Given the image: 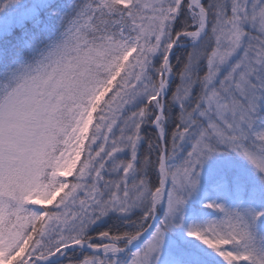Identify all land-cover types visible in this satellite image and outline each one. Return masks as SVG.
Wrapping results in <instances>:
<instances>
[{
	"label": "snow or ice",
	"instance_id": "1",
	"mask_svg": "<svg viewBox=\"0 0 264 264\" xmlns=\"http://www.w3.org/2000/svg\"><path fill=\"white\" fill-rule=\"evenodd\" d=\"M42 6L0 51V264H264V208L218 202H264V0ZM229 154L259 187L211 173L216 215L188 222Z\"/></svg>",
	"mask_w": 264,
	"mask_h": 264
},
{
	"label": "rangeland",
	"instance_id": "2",
	"mask_svg": "<svg viewBox=\"0 0 264 264\" xmlns=\"http://www.w3.org/2000/svg\"><path fill=\"white\" fill-rule=\"evenodd\" d=\"M43 0H20L18 6H13L5 12L0 13V36L12 30L15 26L23 24L26 20L23 19L25 12L29 8H37L40 11L43 9ZM229 165L233 170L241 171L245 176H249L254 185L259 187V180L253 173L249 165L235 154L219 155L209 160L204 166L203 180L199 193L194 200L188 205L186 219L188 222H202L205 219L214 218L216 213L213 209H204L203 204L209 199H217L220 196L218 192H211L208 189V177L211 173L226 169ZM242 197L229 195L226 200H219L237 211H245L248 209L260 210L264 206L258 207L253 205V202L244 203ZM197 212V214L195 213ZM179 233H177L178 235ZM256 246L259 248L264 246V224L256 230Z\"/></svg>",
	"mask_w": 264,
	"mask_h": 264
},
{
	"label": "trees",
	"instance_id": "3",
	"mask_svg": "<svg viewBox=\"0 0 264 264\" xmlns=\"http://www.w3.org/2000/svg\"><path fill=\"white\" fill-rule=\"evenodd\" d=\"M77 0H52V3L56 5L55 11H58L60 14H71ZM41 15L46 16L48 15L47 11L43 8L41 11ZM58 16H54L50 19V24L53 25L54 28H56V25L58 24ZM32 30V24L30 21H25L23 24L15 26L12 30L9 32L3 34L0 36V51L4 52H10L13 55L16 54V49L19 47V43L23 36ZM58 28L55 31V34L58 35ZM249 183L253 184L251 181V178L249 176H246ZM235 196V194H233ZM244 200V203L247 202H253V205L261 207L264 206V202L260 200H250L247 197H242ZM261 209V208H260ZM197 214V212H195ZM106 226V225H103ZM102 226V227H103Z\"/></svg>",
	"mask_w": 264,
	"mask_h": 264
}]
</instances>
